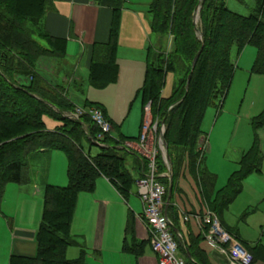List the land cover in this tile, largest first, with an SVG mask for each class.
Returning a JSON list of instances; mask_svg holds the SVG:
<instances>
[{
    "label": "trees",
    "instance_id": "trees-1",
    "mask_svg": "<svg viewBox=\"0 0 264 264\" xmlns=\"http://www.w3.org/2000/svg\"><path fill=\"white\" fill-rule=\"evenodd\" d=\"M98 2L114 12L110 39L106 44L94 46L89 70L91 86L104 90L119 79L118 34L124 3L123 0ZM199 3L200 0H153L149 6L153 16L151 30L163 36H172L176 55L160 58L153 54L150 47L144 84L137 97L141 98L143 109L148 103L152 104L154 119H160L161 124L166 121L165 139L174 168L173 179L187 159L190 168L197 164L201 153L200 126L205 111L214 104V100L221 97L224 102L228 95L236 71L231 61V48L237 45L242 52L248 46L254 47L257 58L252 71L264 75V0H257L255 12L248 17L232 12L222 0H204L200 4L201 23L196 25L194 15ZM50 7L51 0H0V8L5 11L0 10V203L9 184L24 185L29 182L28 168L32 155L58 150L67 156L69 162V185H48L44 191L42 222L37 234L39 256L35 260L13 258L11 264H87L83 249L77 259L67 258L68 249L76 245L71 226L79 195L94 193L98 178L104 177L127 200L136 182L127 167L129 154L123 147V141L137 139L106 136L102 144L97 145L95 141L99 129L95 124L89 117H67L75 113L76 106L66 96L64 88L55 87L36 71L41 57L61 58L66 51L65 39L53 38L43 32V38L49 45L45 48L35 40L27 26V23H40ZM183 60L190 66L184 88L178 91L175 87L172 96L166 99L162 96L166 78L176 72V66ZM190 73L192 78L186 90ZM214 90L217 92L213 96ZM92 106L108 118L103 105L88 101L86 108ZM46 117L61 124L54 131L48 130L44 121ZM252 123L254 130L264 127V111ZM85 141L98 147L99 152L96 155L86 152ZM257 144L258 138L243 157V164L248 160L245 170L232 176L227 188L221 190L211 203L210 208L215 213L229 206L241 194L248 175L258 169ZM143 163L146 164L145 161ZM157 163L158 173L167 174L168 166L160 154ZM199 169L198 180L210 196L213 191L212 177L207 171ZM159 180L167 188V201L170 180L166 176H161ZM220 194L223 196L218 200ZM168 214L182 235L178 221L172 219L171 204ZM134 222L135 217L130 214L126 228L128 236L134 235ZM173 233L182 256L189 258V253L197 264H210L200 247L203 236L190 237L188 241L187 237L180 238ZM147 243H150L149 240L137 242L133 237L131 242L126 241L124 250L139 257L141 248ZM261 253L252 251V264L258 261Z\"/></svg>",
    "mask_w": 264,
    "mask_h": 264
},
{
    "label": "rangeland",
    "instance_id": "rangeland-1",
    "mask_svg": "<svg viewBox=\"0 0 264 264\" xmlns=\"http://www.w3.org/2000/svg\"><path fill=\"white\" fill-rule=\"evenodd\" d=\"M222 1L229 10L245 17L253 14L257 5V0ZM152 2L153 0H127V11H124L121 16L118 34L117 62L120 67V73L116 84L110 85L104 90H96L91 86L90 75L84 66L70 70L71 68L68 64L64 63L63 65V62L61 64L60 61H62L63 57L60 58L59 56L41 57L37 63L36 71L49 83H52L50 77L53 80L61 77L60 80L62 83L64 74L68 72L70 76L68 75L69 80L66 86L60 87L64 88V93L76 106L75 112L78 109L87 111L97 109V107L94 106H92V108H86L88 101L103 105L108 116L115 124L121 127V130L120 128H116L114 131L113 136L115 138L120 137L121 131L125 135L137 138L139 136L140 127L142 131L143 125L147 121L152 127L156 126L157 133L152 134V137L149 138L150 142L149 146L147 145V151H154L156 147L158 153L163 156L165 161L166 155H169L168 148L162 144L163 149H159V141L160 143L162 140L166 141V129H164L162 136L160 133V129L162 125L164 128L165 123L161 124L160 119H154L152 117L151 103H148L143 109L141 98H137V93L144 84L145 67L150 47L153 48V54L156 56L159 55L160 58L165 55L166 57L176 55V51L173 48V37L163 36L151 30L152 15L149 11V5ZM0 10L4 11L2 8H0ZM200 10L196 25L201 23ZM39 24L40 23H27L28 28H30L37 42L38 37L40 40L44 39ZM256 58L257 51L252 46L246 47L242 52L239 51L237 45L231 48V61L237 67L236 74L226 100L223 102L221 97L214 100V104H211L205 111L200 126L202 133L201 137L208 136L211 152L206 153L204 162L203 154L200 153L197 164L195 167L193 166L192 171L195 175H198L197 169H199V164L203 162V167L217 179V186H226L233 173L232 171L238 169L243 172L248 166V160L245 161L244 164L241 163L242 153L244 150H248V146H251L254 140V135H257V151L259 156L257 164L259 171L255 169L248 175L243 183L242 193L231 205L223 209L221 219L228 227L235 230L234 233L238 235V239L243 246L247 247V245H250V247H256L261 245L263 253L255 264H264V128L254 130L252 123L254 118L258 117L264 111V75L255 74L252 71ZM49 60H53L54 63L52 64ZM44 64H46L47 68L50 67L49 69H51L50 77L42 70L41 66ZM70 64H73V62ZM51 67H53V69ZM189 69L190 66L183 60L176 66V72L167 76L162 91V96L164 98L169 99L175 87H177L178 91L184 88ZM56 86L58 85H55V87ZM218 86L221 88V83H219ZM216 92V90L213 91V96ZM213 96L211 95L212 98ZM147 109L149 111H147ZM108 120L111 123V120ZM44 121L47 129L51 131L56 130L61 124L59 121L50 117H46ZM123 142V146L128 148L131 153L133 149L135 153L139 152L135 151V143L139 142V138L137 140L125 139ZM84 148L86 152L90 151L91 155H96L100 150L98 147L91 146L87 141L84 143ZM127 161V167L131 175L137 180L138 176L132 168V160L127 157ZM186 162L189 163V160L187 159ZM68 163L67 156L61 151L51 150L50 153L41 155L37 161L29 165L28 176L31 182L22 186L17 184L8 185L4 203H2L0 208H12L13 213H15L16 208H20L19 203L22 206L21 208H23V201L29 199L32 202L33 211L35 212L37 209V218L40 219L43 213V185L49 177L52 182L56 181V183L52 185L67 187L69 185V180L66 185L62 186V184H64L66 178H68ZM240 163L242 164L241 167ZM201 168L202 167L199 169L200 171ZM172 170H174L173 165ZM183 173L184 170L181 172L182 176L179 178V190L177 187L173 192V200L177 202L178 208L180 209V224L181 220L183 222L182 213L186 211L189 213L192 212V206L199 211L198 200L200 199V191L194 177L189 173H185L186 175H183ZM174 178L176 179V177ZM100 182H102V180H100L98 184ZM215 196L216 194L214 198ZM222 196L223 194H220L218 200H220ZM207 197L208 199L211 198L209 196ZM100 198L111 199V202L118 203V201L116 202L105 190L99 192L97 185L93 196L87 194H82L80 196L79 208L73 223V233L75 234L77 232V234L80 233L86 237L88 249H92L91 251H86V254L92 259L98 254V252L93 250L95 246L99 244L100 238V232L97 233V230L94 229V219L97 214L95 208H99L97 203ZM118 198L121 200L123 206L127 208V211L131 209L136 215L142 214L143 205L138 196L137 185H134L132 195L129 197L127 203L123 201L119 195ZM119 206L118 203L112 208H120L121 206ZM34 212L33 216L36 214ZM122 215V212L120 216L114 214L112 218L115 217V221L121 223L120 217L122 218ZM191 223L193 231L196 234L198 230L195 221L192 219ZM121 225L123 226V224ZM112 228L114 229V227ZM182 230L188 237L187 230L184 227H182ZM122 231L120 228V233H122ZM106 242L113 248L109 240L106 239ZM113 242L114 240H111V243ZM203 247L209 254L214 253L207 242H203ZM146 251H152L150 244L147 245ZM68 254L77 255L79 254V250L77 248H70ZM125 258L130 260L131 264H135V261L130 256L126 255ZM119 263H121V258L111 254L108 264Z\"/></svg>",
    "mask_w": 264,
    "mask_h": 264
},
{
    "label": "crops",
    "instance_id": "crops-1",
    "mask_svg": "<svg viewBox=\"0 0 264 264\" xmlns=\"http://www.w3.org/2000/svg\"><path fill=\"white\" fill-rule=\"evenodd\" d=\"M123 3H124V6L121 11V16L124 11H127V7H126L127 0H123ZM113 20H114L113 10L107 6H104L102 3L98 2V0H51V7L50 9H48V11L44 15L39 25H40L42 32L47 33L53 38H59V39L66 40V51H65V55L63 56L62 61H60L61 64L62 62H63V65L64 63L68 64L69 67L71 68L70 70L84 66L88 70V73H89L93 48L96 44L108 43L110 39V31H111ZM152 20H153V16H152ZM120 21H121V18H120ZM37 40L43 47L45 48L49 47L48 42L45 39L40 40V38L38 37ZM40 41L43 43H41ZM49 61L52 64L54 63L53 60H49ZM71 62H73V64H70ZM41 67H42V70L45 71L46 75L50 77L51 76V72H50L51 69H49L50 67L47 68L46 64H44ZM53 67L51 68L53 69ZM145 72H146V67H145ZM235 74H236V71H235ZM68 75L70 76L68 72L64 74L62 78V83L60 80L61 77L56 78V80H53L51 77L50 79L53 85H58V86L65 85L66 86V83L69 80ZM107 117L108 119L111 120V123L113 125V133L116 130V128H120L121 130V127L115 124V122L108 116V113H107ZM141 132L142 131L140 127L139 136L135 139H138L140 137ZM113 133H112V136H113ZM120 136H124L126 138H133V137H130L129 135H125L124 133H122V131H121ZM257 138H258L257 135H254V140L251 146H248L247 148L248 150L243 151L242 160L245 154L254 146V143ZM135 144H136L135 151H137L139 149L138 148L139 143L136 142ZM202 147H204L205 149L203 152L200 151L201 154H203V162H204V157L206 156V153L211 152V146L209 144V139L207 135L206 137L203 136V137H200L199 139V150H202ZM125 150L129 154L127 155V157H129L132 160V168L137 173V176H138L137 180H139V178L142 177V173H143L142 159L144 158L139 152L135 153L134 149L132 153L130 152L128 148H125ZM50 151L51 150L42 151V152H38L32 155L29 165L37 161L39 157H41V155L50 153ZM54 151H58V150H54ZM203 162L199 164L200 165L199 167H202L201 170L207 171L212 177L213 191L210 196L208 195L206 189L204 190V188L201 186L198 180V175L197 174L195 175V173L192 171V168H190V164L187 163L186 161L183 163L184 166L180 168L177 176H175L176 179L175 178L173 179V189H172V195H171V200H170L169 205L171 204L173 206L174 215L171 214V216H172V219L174 218V220L178 221L181 227V230H182V227H184L187 230L188 237L183 232V230H182V236L187 237L188 241L190 240V237L203 236V230H202L201 224L199 223L197 217L198 216L203 217L209 211L214 214L217 213L213 211V208H210L211 203L213 202V200H215L217 194H219L221 190H224L227 188L232 176L240 172L238 169L236 171H232L233 173L231 174L227 185L224 187H221V186L218 187L217 181H216L217 179L215 178L213 174H211L206 168L203 167ZM241 163H240V167H241ZM127 165H128V161H127ZM183 170H184L183 175H186L185 173H189L190 175L194 177V180L200 191V199L198 200L199 211L192 206L193 208L192 212L189 213L186 211L182 213L183 222L181 220V224H180V209L178 208L177 202L173 200V192L175 191V189H177V187L179 190L178 182H179V178L182 176L181 172ZM257 170L259 171V168ZM172 172L174 173V170H172ZM68 180L69 179L66 178V182L62 184V186L66 185ZM100 180H102V182L98 184ZM30 182L31 180L29 179V182L27 184H29ZM55 183L56 181L52 182L50 178L48 177L43 185L44 186L43 192L45 191V188L48 185H52ZM97 185H98L99 192L104 191V190L108 192V194L112 198H114L116 202L118 201L121 207L119 206L120 208H112L114 205L118 203L111 202V199H103V198L99 199L97 203V205H99V208H95L97 210V214L95 215V219H94V229L97 230V233L100 232V238H99V244L96 245L95 248L93 249L95 250V252H98V254L95 255L94 259L87 256L86 254V251L88 252L92 250V249H88V242H87L86 237L80 233L77 234V232L75 234L73 233V223H74V220H73V223L71 226V234H72L74 241L76 242V245L70 248H77L79 250V254L72 255V254H68V251H67V258L70 260L77 259L78 257H80L81 250L83 249L86 254L85 261L87 264L88 263L89 264H108L109 257L111 254L116 255L121 258V263L119 264H131L130 260H127L125 258L126 255L133 258V260L135 261V264H158V259L155 256V254L152 251L150 252L146 251V247L150 243H147L145 246L141 248L139 257H136L135 255L130 254L124 250L126 241L128 240V242H131L133 237L136 239L137 242H144V241L147 242L149 240L148 228L145 225V223L142 221V219L140 218L141 214L136 215L131 209L127 211V208L123 206L121 200L118 198V195L126 203L129 198L127 200L123 199V197L118 193L116 188L109 182V180H107L104 177H99L96 182V187ZM52 186H55V185H52ZM7 187H6V190H7ZM56 187H60V186H56ZM169 187H170V182H169ZM5 194H6V191H5ZM82 194L93 196L95 192L92 194L90 193H82ZM82 194H80L78 197V203H77L74 219H75L77 210L79 208V198ZM215 194L216 196L214 198ZM206 195L211 198L208 199ZM43 198H44V193H43ZM4 199H5V195L3 197V200L0 203V207L2 203H4ZM23 202H24L23 208H21L22 206L19 203L20 208H16V212L14 211L15 213H13L12 208H0V264H11V260L13 258L35 260L39 256V244L37 241V234L41 226L42 215L40 219L37 218L38 217L37 209L35 210V212L33 211L32 202L29 199ZM43 208H44V200H43L42 211H43ZM223 209L219 212L218 215L217 214L216 215L218 216L222 226L239 241L238 235L234 233L235 230L231 229V227H228V225L221 219ZM33 212L36 213L34 214V216H33ZM121 212L123 214L122 215L123 217L122 218L120 217L121 223H118L115 221V217L114 218L112 217L114 214H116V216L117 215L120 216ZM38 214H39V211H38ZM130 214L135 217L133 237L128 236L126 232L128 217ZM185 218H188V221H186ZM192 219L195 221V224L198 230L196 234L194 233L192 225H191ZM121 224H123V226ZM112 227H114V229L117 228L115 229V232ZM120 228H121V231L123 230L122 233H120ZM106 239L110 241V244L113 246V248H111L107 244ZM111 240H114V242L111 243ZM203 242H206V241L202 239L200 241V247L207 255L210 264H226L225 258L221 256L218 252L213 250L214 253L209 254L206 251V249L203 247ZM245 248L251 254L253 261H254V256L252 255V251L263 253L261 245H258L256 247H250V245H247V247Z\"/></svg>",
    "mask_w": 264,
    "mask_h": 264
},
{
    "label": "built area",
    "instance_id": "built-area-1",
    "mask_svg": "<svg viewBox=\"0 0 264 264\" xmlns=\"http://www.w3.org/2000/svg\"><path fill=\"white\" fill-rule=\"evenodd\" d=\"M147 111H149L147 109ZM71 119H80L89 117V119L99 129L96 144H102L106 136H111L113 126L104 116L102 111L98 109L82 110L78 109L73 115H68ZM141 135L139 137V153L143 156V173L139 180H136L138 196L143 204V212L140 216L149 231V242L152 252L158 259V264H197L191 258H186L179 252L178 243L174 236V225L168 215L167 202L165 200L167 194L166 186L159 180L161 176H166L170 181L173 173L170 172L169 164L168 173L160 175L158 173V149L147 151L152 134L157 133L156 126L152 127L147 121L143 125ZM165 126L160 129L161 136ZM162 138V137H161ZM163 140L159 141V149L162 147ZM161 149V150H162ZM205 149L202 147L201 152ZM203 230L204 240L214 251L218 252L226 260V264H252L253 258L246 248L221 224L218 216L212 212H208L203 217H197ZM188 221V218H185ZM176 233V232H175ZM180 238V232L176 233Z\"/></svg>",
    "mask_w": 264,
    "mask_h": 264
},
{
    "label": "water",
    "instance_id": "water-1",
    "mask_svg": "<svg viewBox=\"0 0 264 264\" xmlns=\"http://www.w3.org/2000/svg\"><path fill=\"white\" fill-rule=\"evenodd\" d=\"M203 1H204V0H200L199 6L197 7V10H196V12H195V15H194V20H195L194 22H195V24H197V21H198V13H199V10H200V4H201ZM200 54H201V51H200L199 54L196 56V58H195V60H194V62H193V68L195 67V65H196V63H197ZM191 77H192V74H190V76H189V78H188L187 90H188L189 85H190ZM163 123H165V122H163ZM163 142H164L165 147L168 148V147H167V143H166V141L164 140ZM166 160H167V162H168V164H169L170 172H172V163H171L170 156H169L168 154L166 155ZM172 189H173V177H172V179H171V181H170L169 197H168V201H167V209H166V210H168V205H169L170 200H171ZM173 230H174V232L178 233V230H177L176 228H173ZM188 257H190V254H189V253H188Z\"/></svg>",
    "mask_w": 264,
    "mask_h": 264
}]
</instances>
